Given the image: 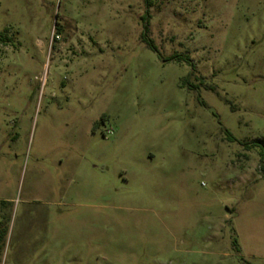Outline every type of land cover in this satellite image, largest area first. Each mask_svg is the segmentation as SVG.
Listing matches in <instances>:
<instances>
[{"label": "rangeland", "instance_id": "1", "mask_svg": "<svg viewBox=\"0 0 264 264\" xmlns=\"http://www.w3.org/2000/svg\"><path fill=\"white\" fill-rule=\"evenodd\" d=\"M262 143L264 0H0V264H264Z\"/></svg>", "mask_w": 264, "mask_h": 264}, {"label": "trees", "instance_id": "2", "mask_svg": "<svg viewBox=\"0 0 264 264\" xmlns=\"http://www.w3.org/2000/svg\"><path fill=\"white\" fill-rule=\"evenodd\" d=\"M146 4L148 5V7H151L152 6V0H146ZM148 33H149V23H147L145 25V41L147 42V45H148L149 48H151V49H153L155 51H158V47L154 44V42L151 39L147 38V34ZM182 57H184L185 60L189 61L188 56H179V55H173L170 58V60H172V59L183 60ZM186 79H184V82H186ZM228 135H229L228 138L230 140H234V137L230 134V132H228ZM256 143L257 142L254 143L255 146H257ZM247 146H248V144H247ZM260 153H261V156H262V162L264 163V143H262V150H261Z\"/></svg>", "mask_w": 264, "mask_h": 264}]
</instances>
